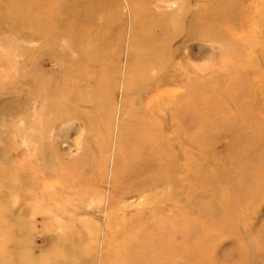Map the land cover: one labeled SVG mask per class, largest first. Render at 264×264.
I'll return each mask as SVG.
<instances>
[{
    "label": "rangeland",
    "instance_id": "obj_1",
    "mask_svg": "<svg viewBox=\"0 0 264 264\" xmlns=\"http://www.w3.org/2000/svg\"><path fill=\"white\" fill-rule=\"evenodd\" d=\"M205 8L200 0H0V264H148L160 255L161 264H186L199 261L194 244L210 248L211 264H264V94L197 97L194 80L225 69L224 46L195 36ZM150 21L164 29L143 44ZM132 43L142 47L131 51ZM194 43L208 47L198 60L188 55ZM212 57L210 70L194 72ZM145 58L152 82L130 75ZM180 75L182 120L208 124L193 144L203 124L182 131L183 179L157 180L149 193L121 190L107 208L121 124L152 107L136 100L151 83ZM189 165L204 180L187 182ZM115 213L121 226L108 232Z\"/></svg>",
    "mask_w": 264,
    "mask_h": 264
},
{
    "label": "bare ground",
    "instance_id": "obj_2",
    "mask_svg": "<svg viewBox=\"0 0 264 264\" xmlns=\"http://www.w3.org/2000/svg\"><path fill=\"white\" fill-rule=\"evenodd\" d=\"M200 2L206 7V12H199L198 17L205 18L206 24L196 31L195 36L224 46L225 50L221 61L226 70L223 69L216 75L212 74L200 80H194L196 89L193 90L197 97L206 101L227 99L237 101L264 94V0H200ZM183 7L185 8V5L182 6V9ZM181 16L185 17L184 14ZM135 24L136 22L133 26ZM163 27L162 24L153 21L144 22L141 36L143 44H148L150 40L156 41L152 34L159 29V34H162ZM160 37L162 38L161 35ZM139 45L136 46L132 43L131 51L137 52L142 47L141 44ZM152 54L156 53L147 55ZM147 62L148 58L142 64L141 69L135 71V73L137 72L135 75L132 73L130 75L152 82L146 71L148 69ZM213 62L212 57L208 66L204 65L206 67H198L193 71L203 72L204 68H207L206 71L210 70ZM177 78L178 80L169 82L159 79L160 81L151 83L149 88L136 97L139 106L142 105L144 108L151 105L150 111L145 110L140 114L133 113L132 123L121 124V127H125V129H122L118 134V152L113 163L112 189L107 197V208L115 210L116 195L121 190H138L149 193L151 191L150 184L157 180L167 187H175L178 180L183 179L181 172L183 168H180L179 164L183 160L184 153L182 141L186 142V139L182 137V131L188 128L190 123H196L192 125L195 129L198 124L199 126L203 124L192 138L187 139L193 144L194 141L196 142V134H202L208 124L202 119L197 122L192 118L190 123H185L182 120L184 115L182 103L188 92H182V87L185 85L182 76ZM163 88L171 91L166 92L165 96H158ZM259 111L263 113L264 106L259 107ZM124 144L126 147H123ZM186 163L189 164V159L186 160ZM184 174L187 182L200 183L201 180H204V177L194 166L190 167L189 165ZM118 214L115 213L107 218L106 230L108 232L121 226L117 220ZM208 239H206L207 242ZM204 245L194 244L189 250V254L191 253L190 255L199 261L192 260V263L191 259L183 258V262L186 264H211L210 248L208 246L205 248ZM162 257L163 255L153 257V259L148 258L145 262L161 264ZM193 257L190 256L194 259Z\"/></svg>",
    "mask_w": 264,
    "mask_h": 264
},
{
    "label": "water",
    "instance_id": "obj_3",
    "mask_svg": "<svg viewBox=\"0 0 264 264\" xmlns=\"http://www.w3.org/2000/svg\"><path fill=\"white\" fill-rule=\"evenodd\" d=\"M208 47L204 44L194 43L188 48V55L191 60H198L201 54H206Z\"/></svg>",
    "mask_w": 264,
    "mask_h": 264
}]
</instances>
